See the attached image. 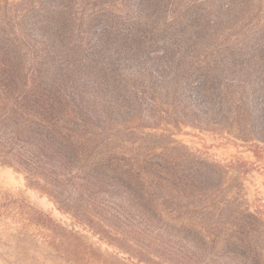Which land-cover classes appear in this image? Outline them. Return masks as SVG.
Listing matches in <instances>:
<instances>
[{
	"label": "rangeland",
	"instance_id": "1",
	"mask_svg": "<svg viewBox=\"0 0 264 264\" xmlns=\"http://www.w3.org/2000/svg\"><path fill=\"white\" fill-rule=\"evenodd\" d=\"M0 264H264V0H0Z\"/></svg>",
	"mask_w": 264,
	"mask_h": 264
}]
</instances>
